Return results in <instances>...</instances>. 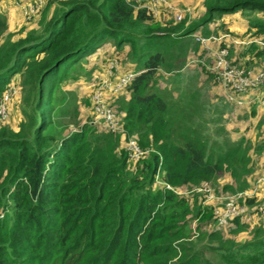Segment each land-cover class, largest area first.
I'll return each instance as SVG.
<instances>
[{"label":"trees","instance_id":"trees-1","mask_svg":"<svg viewBox=\"0 0 264 264\" xmlns=\"http://www.w3.org/2000/svg\"><path fill=\"white\" fill-rule=\"evenodd\" d=\"M145 2L50 0L38 28L19 39L0 17V97L20 75L27 102L19 130L0 129V264H264V224L248 239L223 236L213 229L215 214L203 209L207 193L197 190L208 184L215 195L212 186L235 196L252 192L264 130L254 143L235 140L220 111H211L196 92L185 98L176 87L180 98L173 100L160 84L165 41L174 48L198 32H217L210 29L217 20L264 14V0H203L204 14L182 21L157 18ZM253 27L264 32V22ZM108 38L119 50L130 45L137 65L124 90L123 133L88 122L58 135L57 86ZM246 53L264 69V47L250 45ZM133 137L145 151L138 161L126 146ZM222 175L229 182L221 186ZM240 202L253 206L257 198ZM198 217L197 228L205 231L192 239ZM231 225L245 227L240 217Z\"/></svg>","mask_w":264,"mask_h":264},{"label":"rangeland","instance_id":"rangeland-1","mask_svg":"<svg viewBox=\"0 0 264 264\" xmlns=\"http://www.w3.org/2000/svg\"><path fill=\"white\" fill-rule=\"evenodd\" d=\"M29 1L33 0H0V17L6 23L7 33L14 39L25 37L29 31L38 28V21L48 4L40 12L28 16L25 13V6ZM177 1L180 2L182 9L186 11L183 19L187 17L190 19L200 18L205 12L203 0ZM256 20L264 22V14L258 12L251 15L237 13L215 21L210 25V29L217 32L209 36H204L202 32L196 33V35L209 40L207 47L206 44L202 45L196 39V35L185 38L181 45H176L174 48L169 47L172 44L171 41H165V50H167L166 68L168 69L165 68L160 71L162 88L164 91L170 90L168 98L176 100L183 93L187 98L186 95L196 92L203 104H212L211 111L216 109L218 112L220 111L218 119H221L231 138L239 140L245 137L252 140L253 143L260 138V134L264 130V83L257 90H249L245 94L235 93L230 87H225L222 78L215 70L217 64L215 54L223 49L228 50L226 60L230 65L237 68H246L252 77L263 71L260 59L251 53H246L250 45H255L258 48L264 47V32L260 31L261 28L253 27V22ZM216 25L220 29L216 30ZM109 39H106L107 41L105 40L106 42L93 55L86 58L83 63L74 66L57 86L53 100L56 116L54 131L58 135L78 131L84 124L91 122L94 119V110L91 104L94 92L106 80L114 82L123 74L130 72L129 69L137 68L131 54L130 45H125L119 50L116 42ZM115 57L119 61V67L114 75H110L109 62ZM247 62H249L248 65L245 64ZM170 73L172 74L170 75ZM177 74H184L183 82L169 84L167 79ZM12 84L16 85L18 93L9 103L8 116L0 123V129L8 127L10 130L18 131L19 124L25 118L26 94L21 91L22 81L20 75L13 79ZM179 86L181 87L180 94L175 90ZM118 99V102L115 100V107L123 119L124 111L121 106L122 102L128 99L127 92L123 91ZM253 109H255V114L251 116L249 113ZM254 165L256 168L255 174L261 173L256 175L257 179H255L256 177L250 178L251 184L264 178V169H261L264 165V155L261 157L254 155ZM228 182L229 176L222 175L219 184L222 186ZM212 188L218 191L216 193L218 197L235 196L227 191H222L221 188L216 186H212ZM255 197L257 198L256 204L253 206L247 204L249 214L241 218L245 224L244 228L239 229L237 226L231 225L216 231L225 237H234L238 240L248 239L256 226L261 223L264 224V184L257 189ZM219 205L221 204L205 202L203 203V209L210 208L214 213L215 208ZM4 216L5 212L0 213V220ZM200 222L198 217L191 223L192 239H196L205 231V228L198 230L197 226ZM180 255L181 253L172 262H177Z\"/></svg>","mask_w":264,"mask_h":264},{"label":"built area","instance_id":"built-area-1","mask_svg":"<svg viewBox=\"0 0 264 264\" xmlns=\"http://www.w3.org/2000/svg\"><path fill=\"white\" fill-rule=\"evenodd\" d=\"M49 1L50 0L29 1L25 6L26 15L33 16L34 14L40 12ZM142 7L148 8L149 11L156 17H161L164 14H170L177 21L184 20L183 18L186 13L182 7L172 3V0H146V2L142 4ZM195 37L202 45L206 44L207 47V42L209 41L208 39L202 38L200 35H196ZM227 54L228 50L225 49L215 54L217 58L215 70L222 78L225 87H230L235 93L245 94L249 90L258 89L261 85H263L264 70L258 72L256 76L252 77L246 68L231 66L226 60ZM118 67V59H111L109 62V74L114 75ZM135 76L136 73L128 72L120 76L114 82L106 80L104 84L96 92H94L92 95L94 119L91 121V124L102 126L106 131H123L122 118L115 107V100L120 96ZM17 93L18 88L16 85L12 84L11 87L0 97V123L7 118L8 105ZM127 148L130 151L132 159L135 161H138L145 154V151L139 146L136 138L134 137L129 139ZM262 184H264V178L258 180L257 185L252 192H243L232 197L216 196L208 184H205L202 188H198V191H204L207 193V202L221 204L217 206L214 211L216 221L213 224V229L218 230L231 226L234 218H244L248 215L249 211L247 204H241L240 199L244 196L255 195L257 189L261 187Z\"/></svg>","mask_w":264,"mask_h":264},{"label":"crops","instance_id":"crops-1","mask_svg":"<svg viewBox=\"0 0 264 264\" xmlns=\"http://www.w3.org/2000/svg\"><path fill=\"white\" fill-rule=\"evenodd\" d=\"M172 3H174V4H176L177 6H180V7H181V4H180V2H179V1H177V0H172Z\"/></svg>","mask_w":264,"mask_h":264}]
</instances>
